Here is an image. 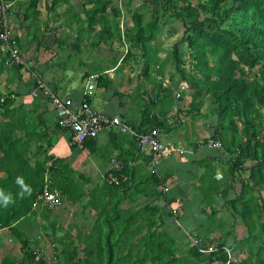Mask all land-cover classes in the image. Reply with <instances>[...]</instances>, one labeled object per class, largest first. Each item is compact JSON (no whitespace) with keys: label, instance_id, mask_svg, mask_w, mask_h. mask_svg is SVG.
I'll return each mask as SVG.
<instances>
[{"label":"trees","instance_id":"obj_1","mask_svg":"<svg viewBox=\"0 0 264 264\" xmlns=\"http://www.w3.org/2000/svg\"><path fill=\"white\" fill-rule=\"evenodd\" d=\"M11 1L14 0H8L9 3ZM59 1L52 0V5L58 4ZM88 1L92 7L83 11L81 15L75 14L73 8L69 6L70 21L67 26L74 31L76 28L74 25L80 28L81 21L88 18L87 32H93L94 24L100 25L97 38L100 44L106 42L105 45H110L113 39L123 44L121 37L124 36L123 40L126 39L127 44H131L139 51V54L134 56L135 60H146L143 63V76L148 77V72L156 64L157 49L150 48V44L156 39V34L160 30V20H167L166 22L172 20L174 27L181 32L182 38L173 47L172 56L180 78L188 84L190 90H193L194 95L188 109L199 111L202 103L197 102L196 99L202 94H210L212 102L210 101L211 107L206 117L210 118L214 130L212 140H219L224 152L231 157L229 179L226 183L212 180L210 172L214 170L211 169L209 172V165L205 167L208 174H205L204 183L207 184V188H210L211 183V187L214 186V190L220 192L226 213L235 222H241L246 236L241 241L236 240L231 248L225 239L209 240V234L203 231V234H198L194 238L195 246L187 249L183 257L177 258L175 252L179 250V246L176 234L179 228L169 232L163 220L169 210L160 211L150 205L137 209H122L121 205L126 199L123 195L127 183L116 187L105 181L102 186L91 189L87 194L80 190L73 175L65 178L62 184L55 185L54 170L59 169L60 164L56 160L53 164L55 169L51 170L53 187L65 196L66 201L72 204L80 202L83 209H89L94 220L91 231L95 239L90 236L82 241L80 235H77V243L64 242L63 239L58 242L55 239L54 244L59 243L62 248L60 253L64 256V264H223L227 260L223 250L230 251L237 260L243 252L247 254L245 258L240 259V262L234 264H264V195L262 196V193L264 194V114L260 112H264V0H146L145 5L150 10V18L145 24L142 16L132 13L129 8H126L125 14L121 13L120 9L112 4V0ZM31 3L32 8L35 9L36 0ZM108 8L111 18L105 16ZM27 11L29 12L28 9ZM130 16L132 26L126 31V35L124 33L121 36L119 20ZM80 42L77 39L71 51L75 49L79 52ZM180 43H186L196 59H203L206 50L214 58V69L209 68L204 62L201 65L205 68L201 71L204 81L184 78V71L179 62ZM94 44L96 43L93 42L92 45ZM68 54V58L73 57L72 52ZM130 58H133L132 52L126 53L122 60L113 64L116 65L115 69L118 65L123 66L129 62ZM79 65L84 68L86 66L81 63ZM93 67L91 66L95 74L104 73L105 69L100 72L98 64ZM91 68L89 69L88 66L89 74L86 72L83 78L88 79L92 76L97 88L108 90L111 85L107 78L101 76L96 78ZM14 69L21 70L20 67ZM50 92L59 99L55 88ZM163 94H165L163 100L171 101L172 105L168 90H164ZM47 99L50 102L49 97ZM13 101L10 98L0 100V109L6 110L12 106ZM162 109L166 111L167 107ZM10 114L15 117V111ZM213 117H216L215 124ZM156 123L154 125L158 129L168 127L165 120L158 122L157 118ZM56 126L62 129L57 121ZM32 129L28 128L30 134L33 133ZM134 135L142 134L134 133ZM7 136L5 131H0V152L6 157L10 154L18 155L17 144H25L23 142L25 139L9 143L11 137ZM97 137L87 139L81 147L84 148L88 141ZM40 138L51 146L48 134L43 132ZM69 140L72 144L70 133ZM6 146L8 151H4ZM72 146L76 145L72 144ZM237 151L239 155H236ZM247 162L253 163L248 169L245 168ZM0 166L6 171V177L0 181V194L5 192L11 198V203L7 206L0 201V231L13 232L20 242L22 253L20 264H48L41 257L36 261L37 253L28 245L27 239L23 240L22 235L14 233L18 229L16 223L32 212L33 204L42 189L45 167L39 164L34 169L27 166L24 169L20 161L9 163L3 158H0ZM18 175L22 177L25 175L26 181L23 180L25 181L23 186L17 183ZM237 181L241 184L240 193L234 199L226 200L234 191V184ZM7 183L11 184L12 191L4 189ZM26 188L29 191H25ZM165 204L167 208L170 206L167 200ZM204 214L208 217V229L220 232L222 238H227L235 232L236 227L228 226L218 217V211L213 207L208 214ZM78 244L83 247L79 249ZM213 244L217 245V252L212 254L200 252ZM54 251V258L60 262L56 247ZM78 251L82 252L84 257L80 258ZM248 256H254L256 259L251 260ZM190 259H193L192 263H189ZM1 264H11V262L5 257Z\"/></svg>","mask_w":264,"mask_h":264},{"label":"crops","instance_id":"obj_2","mask_svg":"<svg viewBox=\"0 0 264 264\" xmlns=\"http://www.w3.org/2000/svg\"><path fill=\"white\" fill-rule=\"evenodd\" d=\"M31 1L34 0H14L10 2L11 6L14 8L16 4H18V7L23 11L20 23L25 31L24 33H20L14 26L13 32L15 38H13V44H15L14 48L21 55L24 63L28 64L30 60L34 61V63H36V60H39V58L35 59L27 56L28 50L32 47L31 43L36 45L33 50L34 52L43 49L40 45L44 33L47 31L56 33V29L58 28L56 25L51 30L48 27L49 18L47 17L46 21L43 22V33L35 30L32 34H29L28 24L25 26L23 23L29 21L32 26L37 29L36 21L40 19L39 17L41 15L38 9L41 3L40 0H36L35 9L32 8ZM45 1L46 0H44V7L47 14L52 11L50 9H52L53 6L55 7L60 3L59 1L58 4L52 5V0H49L46 4ZM62 2H65V0H62ZM13 7L12 9H14ZM15 18L16 17H14V20ZM33 23L35 24L33 25ZM59 26L61 28L65 27L62 24H59ZM17 35L21 36L18 37ZM72 37L73 36H70L67 40V36L63 33L60 39H57L55 36L53 40L56 46L59 45V48L62 50L65 49L64 51H69L74 45V42H71ZM62 45L66 47L63 48ZM1 55L4 57L1 53L0 100L10 98L14 101L12 106L8 107L6 110L0 109V131H5L9 136H7L8 138L11 137L14 139L11 140L10 138L9 143L25 139L23 141L25 144H17L19 148L18 155L10 154L6 157L0 152V158L6 159V162L9 163L20 161L24 169H26V166L30 169H34L35 166L43 164L45 170L46 165L51 163L52 166L49 170L51 181V170L55 169L53 164L57 160L60 164L59 169L56 168L54 170L56 173V177L53 179L55 185L62 184L65 178L73 175L78 187L85 194L95 187L102 186L105 181H107L109 185L116 187L120 186L122 183H127L123 195L126 199H124L121 208L137 209L138 207L143 208L150 205L157 207L160 211H165L167 209L169 210L168 215L165 214L163 220L165 227L167 230H170V232L176 231L175 226L181 223L186 231H196L197 229L204 231L205 234L208 233L209 240L216 241L218 239H225L231 248L234 246L233 244L236 240L241 241L246 236V231L243 229L241 222H235L229 218V215L226 213V209L223 205L224 202L219 195L220 192L215 191V187H211V183L210 188H207V184L204 183L205 174H208L205 167L208 165L209 172L211 169L214 170L210 172L212 174V180L218 183H224L225 181L226 183L229 179L228 174L231 157L228 153L224 152L223 149L219 151L213 149L214 152H212L210 148L206 147L207 140L212 139L214 133L210 118L208 121H202L195 117L193 122L185 121L184 118L188 113L199 116L203 112L205 106L202 103V107H199V111H189L186 109L194 95L192 94V89V91L190 90L191 94H189L185 105L182 104V102L185 101V99L182 101L184 94H182L180 90H177L179 88L176 90H173V88H165L160 83H153V85H151V81L146 82L148 85L144 84V82L141 83V85H143V92L141 94H135L139 87L137 82L131 90L127 89L123 91V88H121L122 90L119 91L118 89L120 86H118L117 83L120 82L119 78L122 77L118 76V74L121 73L124 76L123 78L126 79V84L129 82V79L133 77L130 71L127 70V68H130L129 62L125 63L124 66H127L125 70L116 74L118 77L116 83V79H114L115 75L112 73L109 76L107 73H98L99 76L106 77L110 82L111 87H109L108 90L115 88L116 90L114 94L108 95V90L97 88L96 82L92 81L90 82L92 90L96 88L102 89V91L100 92L101 94L90 93L89 103L92 106L93 96L98 95L104 98L106 104L104 108L102 107L99 111L114 118H118L121 125L119 127L104 130L96 139L88 141L84 148L77 147L72 146L69 140V132L59 129L56 126L53 107L51 103L47 101L48 99L45 94H43L44 91H38L36 97L31 95L32 91L37 89L38 83H41L49 91L55 88L58 94H62L61 97L58 96L61 101L71 108H76L82 101L87 82H89L88 79L93 77L91 76L88 79L82 78L81 90L78 91L73 88L71 85L72 82L66 84H62L61 81L59 82L60 70L67 71L64 69V64L63 66L61 65V60L59 61V67H57L53 64L43 65L41 61H49V59L41 58L38 64L45 66L43 70H35L32 66L27 65L29 69H27V71L24 69L15 70L14 67L6 66V59L2 58ZM133 62L143 67L144 61L142 59ZM103 65L105 64H101V66ZM119 67L121 66L118 65V68ZM69 71L72 72L71 70ZM149 72L148 75H150ZM82 76H84V74H82ZM94 76H96V78L99 77L97 75ZM140 76L144 81L147 78L143 76V72L140 73ZM167 89H170L168 92L172 100V105L171 101L163 100L165 96V94H163L164 90ZM198 89L200 90V87ZM177 93H180V98L178 99L175 97ZM204 98H211L210 94H202V96L198 97L196 100L198 102ZM162 107H167V110L164 111ZM185 110H187V112H185ZM12 111H15V117H13V114H10ZM161 111L164 112L161 114ZM157 118L158 122L165 120L168 127L166 129H158L154 125L157 124ZM212 120L215 124L216 117H213ZM209 123L210 127H208ZM123 127L126 128V132L122 131ZM28 128H30V130L33 128V133L30 134ZM155 128L160 132L161 141L165 142L173 149L183 150L185 153L182 155L179 153L164 155L156 159L154 164H152V154L148 151H140L137 143V135H134V133L147 134ZM43 132L49 135L51 146L47 141L40 138V134ZM29 135H32V137ZM199 140H202V142H199ZM4 151H8L7 146L4 147ZM184 158L186 159L185 163H183L182 160ZM113 159H117L116 161L121 167L118 175L128 178L127 181L121 182L118 185L108 182V173L111 167V160ZM252 165V162H247L245 168L248 169ZM0 168L1 181L6 177V171L2 170L1 166ZM16 177L25 180V175L23 177L19 175ZM25 181L23 182L24 184ZM10 186L11 184L8 185L7 183L4 189L6 188L8 191H12ZM164 189H166L167 192H164ZM240 191L241 184L237 181L234 184V191L226 200L234 199ZM2 193L5 195L7 194L5 192ZM166 200L170 203L168 208L165 204ZM211 207L218 211V217L223 219L228 226L236 227L235 232H233L231 236L222 238L220 232L208 229V217H206L204 213L208 214ZM173 212H175V215ZM84 215L87 217L89 216L87 221H93L92 225H94V220L89 209H83L80 202L72 204L66 201L65 196L61 194V203L55 208L49 209L43 205H39L37 208L32 207V212L16 223L18 229L14 231V233L22 235L23 240L27 239L33 247L36 246L37 241H39L40 245L44 244V246H47L48 244H52L55 247V239H64L67 242L73 241L77 243V235H80V239L85 241L86 238L92 236L88 229L78 230L77 228L68 226L66 230L67 226L63 227V224L67 225L68 222V225H72L71 223L74 222L78 225L77 221L85 223L80 218ZM85 225H87V223ZM180 234L181 233L177 234L178 246H183L184 243L187 245L190 239ZM196 236L194 238H196ZM11 249L12 251H18V253L21 252L20 242L16 236H14L13 232L8 230L0 231V264L5 257L11 259V264L21 263L22 260L20 261L19 256L9 254V252L11 253ZM37 255L46 260L45 250L43 248L39 253L37 252ZM53 257H55V253ZM242 257L241 255L237 258L241 259ZM233 258L237 261L235 257Z\"/></svg>","mask_w":264,"mask_h":264},{"label":"rangeland","instance_id":"obj_3","mask_svg":"<svg viewBox=\"0 0 264 264\" xmlns=\"http://www.w3.org/2000/svg\"><path fill=\"white\" fill-rule=\"evenodd\" d=\"M49 0L45 1L48 2ZM40 4L38 6V9L40 10V19H37V26L35 29L34 26H32V24L28 21L23 23L25 26L26 24H28V29H29V34H32L33 31L37 30V31H41L43 33L44 30V21H46L47 17L48 19V27L52 30V28L54 26H58V28L56 29V33L47 31L44 33L43 36V40L41 41V48L43 49H39L36 50V52H34V48L36 47L35 44L31 43V48L33 49H29L27 56L30 58H35L39 60L41 58L44 59H49V61H41V63H43V65L45 64H53L56 65L57 67H59V64L61 62V65L63 66L64 64V69L67 71H62L59 73V82L61 81L62 84H66L69 82H72V86L73 88H75L76 90L80 91L81 90V80L83 78L82 74H89V69L94 68V65L99 66V70L100 72L103 71V69H105L104 73H107L108 76L112 73L114 76L115 83L117 82V73L121 72L123 70L126 69L127 66H124L125 64H123V66L117 68L116 70L113 65L114 63H117V61L122 60L123 56L128 53V52H132L133 54V58L129 59V63H130V68H127L128 71H130V74L133 75L132 78L129 79V82L126 84V79L123 78L124 76L119 73L118 76L122 77L119 78V81L117 83L119 87V91L122 90L121 88H123V91H126L127 89L131 90L133 88V86L135 85V83L137 82L139 84L138 89L136 90L135 94H141L143 92V85H141L142 82H144V84H146V82L151 81V85H153V83H160L161 85H163V87L165 88H173V90H180L182 92L183 95V100L185 99L184 102H182V104H185L187 101V98L189 96V94H191V91L187 85V83H184V81L180 78V75L178 74V72L176 71V64H175V60L172 56V50L173 47L175 46V44L177 42L180 41V39L182 38V34L181 32H178L177 29L174 27V25L171 23L172 20L166 22L167 20H160L159 24H160V30L157 32L156 34V39L154 41L151 42L150 44V48L152 49H157L156 52V64L154 65V67L150 70V75L144 80H142L143 78L140 76V73H142L141 71H143V67L138 66V64L136 65V63H134L133 61H135L134 56L139 54V51L134 49L132 47L131 44H127L126 39L123 40V35L125 33L126 35V31L132 26V17H127V18H121L119 20V30H120V35L123 36L121 37L123 44H121L119 41H117L116 39H113L110 45H105V43L100 44L101 42L98 40V35L100 33V25L98 24H94L93 25V32H87V28H88V23L89 20L88 18H86L84 21H81L80 24V28H78V25H74L76 26L75 30L72 31L71 29H69V27L67 26L69 23V18H70V12L68 11L69 6H71L74 10V13H77L79 15H81L83 13V11H86L88 9H91L92 4H90V2L88 0H67V2H62V0H60V3L57 6H53L51 12H48V14L46 13L45 7H44V0H40ZM147 1L146 0H112V4L119 8L121 13H126V8H129V10L132 13H137L140 16H142V21L143 23H147L149 21L150 18V10L147 8V6L145 5ZM13 6H11L10 3V9H9V15H7V18L9 20L10 23V28H11V32H12V37H14V26L15 28L18 30V32L20 33H24L25 29H23L22 24L20 23L21 20V16L23 15V11L21 10V8L18 7V4H16L15 8L12 9ZM49 10V11H50ZM16 12V13H15ZM14 13V14H13ZM106 18H111V14L109 13V8L105 13ZM13 17V19H12ZM14 17L15 20H14ZM166 22V23H165ZM174 23V22H173ZM35 23H33L34 25ZM59 24L64 25L65 27H60ZM65 34V36H67V40L69 39L70 36L72 37V41L71 42H75L77 41V39L80 42L79 46H80V50L79 52L76 51L75 49L73 51L69 50V51H64L61 48H59V45L56 46L55 42H54V37L56 36L57 39H60L61 34ZM19 34V33H18ZM16 36V34H15ZM18 37L21 35H17ZM77 36L79 38H77ZM97 38V39H96ZM93 42H95L96 44L92 45ZM14 45V44H13ZM69 45V44H68ZM67 45V47H68ZM63 48H65L66 46L62 45ZM178 48L181 52L180 56H179V62H181V69L184 71V78L187 80L190 79H198L200 81H204V78L202 77V70H205L204 67H201V65H203L204 63H207L209 68H213L215 67V61L214 58L211 56L210 52L208 50H206L205 52V56L203 59L200 58H194L193 54L191 53V51L187 48V44L186 43H180L178 45ZM52 49V50H51ZM31 50V51H30ZM4 51V47L1 46L0 47V54L1 52ZM73 54L72 58H68L69 54L71 53ZM2 56V55H1ZM21 56V55H20ZM2 58H4L2 56ZM39 60H36L34 63V61L30 60L29 64L28 63H23L25 64V66L29 65L32 66L35 70H43L45 68V66H42L39 63ZM61 60V61H60ZM60 61V62H59ZM146 60L144 59V62ZM84 64L86 65L85 68L82 65L79 64ZM109 63V64H108ZM33 64V65H32ZM101 64H105V66H101ZM141 64V63H140ZM139 64V65H140ZM89 66V69H88ZM42 67V68H39ZM56 67V68H57ZM61 67V66H60ZM91 68V70H92ZM196 68V69H195ZM130 69V70H129ZM69 70H71L72 72H70ZM90 70V71H91ZM69 71V72H68ZM115 71V72H114ZM44 72V71H43ZM93 73V75H97L99 76V74H95L96 72H94L93 70L91 71ZM71 74V75H70ZM101 74V73H100ZM86 76V75H85ZM158 76V78H157ZM104 78V77H102ZM15 79V78H14ZM54 81V80H52ZM94 81L91 80V82ZM203 84V82H200ZM185 84V85H184ZM127 85V86H126ZM148 85V84H146ZM52 89V88H51ZM116 88L112 89V90H108L107 94H114ZM170 90V89H167ZM102 91V89H96L94 88L92 90V87L89 89V92L91 94H101L100 92ZM132 94V93H131ZM148 94V93H147ZM150 94V93H149ZM57 96L61 97L62 94H58ZM111 97V96H110ZM92 107L94 109H96L97 111H99L100 109H102V107L104 108V105L106 104V101H104V98H101L100 96L96 95L92 97ZM112 100V99H111ZM210 101L211 98L209 99H201L200 103H203L205 106L203 108V112L198 116V115H193V114H187L185 116V121L186 122H193L195 120V117L198 119H201L202 121H208L209 117L208 113H209V109H210ZM186 105V104H185ZM185 108V107H184ZM187 110L190 111V109H188V107L186 108ZM187 110H185V112H187ZM262 114H264L263 111H260ZM195 113V112H194ZM264 124V123H263ZM210 127V123L208 124ZM241 126L239 125V130H240ZM238 130V132H239ZM199 142H202V140H199ZM212 152H214L213 149H211ZM183 163L186 162V159H182ZM264 195V194H263ZM80 211V209H79ZM81 216V215H80ZM85 223L82 222H78V225L74 222L71 223L72 225H68L69 222L67 223V225L63 224V227H66V230L68 229V226L72 227V228H77L78 230H86L88 229V231L90 232V234L92 233V227H93V221H87L89 219V216H83L80 217ZM87 223V225H85ZM180 225V226H179ZM175 228H179L177 234L181 233L180 235H183L184 237H188V239H190V241L187 243H184L183 246H179V250L175 252V257L180 258L183 257V255L187 252V249L192 248L193 246H195L194 242V236L198 235V234H203V231L201 230H188L186 231L184 229V226H182V224H178L175 226ZM170 232V230H168ZM182 231V232H181ZM176 234V235H177ZM192 236V237H190ZM93 239L94 238V234L92 235ZM64 240V239H63ZM193 240V242H192ZM57 241L59 242V239H57ZM64 242H67L64 240ZM70 242V241H69ZM68 242V243H69ZM28 245L37 253H39L42 248L45 250V256H46V261L48 264H64V256L61 255L60 250L62 249L59 243H55V247L58 251L59 254V260L58 259H54V249L55 247L52 244H48L47 246L44 244L40 245L39 241H37L36 246L33 247L31 245V243L28 242ZM21 246V244H20ZM83 246L78 244V248L81 249ZM19 248V246H18ZM17 250V248H16ZM37 250V251H36ZM21 251V250H20ZM9 254L14 255V256H19L20 257V261L22 260V253L18 251H12L11 249V253L9 252ZM9 255V256H10ZM78 255L79 257H84V255L82 254V252L78 251ZM38 256V255H37ZM36 256V257H37ZM242 258H245L247 256V254L245 252H243L242 254ZM251 258V260H255L256 258L254 256H248ZM11 261V259H9ZM250 260V259H249ZM193 259L189 260V263H192ZM240 262V258L236 261V263Z\"/></svg>","mask_w":264,"mask_h":264},{"label":"built area","instance_id":"obj_4","mask_svg":"<svg viewBox=\"0 0 264 264\" xmlns=\"http://www.w3.org/2000/svg\"><path fill=\"white\" fill-rule=\"evenodd\" d=\"M9 7L10 3L8 0H0V46L4 47L2 54L6 59V66L25 67V64H23L24 62L20 58L18 52L11 46L13 37L10 23L7 18V15H9ZM24 69L27 70L26 67ZM91 80H88L89 82H87L82 101L76 108H71L60 99L55 98L54 95L41 83H38L37 89H34L31 95L36 97L38 91H44L43 94L49 97L58 126L71 134L72 144H75L77 147H81L83 142L87 139L97 137L103 130L119 127L121 125L118 118H111L104 112L97 111L91 107L89 103ZM179 94L180 93L175 94L176 99L180 98ZM125 130L126 128L123 127L122 131L124 132ZM159 134L160 132L158 129H153L148 134L137 136V143L140 151H148L152 154V164H154L156 159L164 155L175 154L176 152L180 154L183 153L181 150L173 149L171 146L162 142ZM207 147L218 151L222 149V144L217 140L209 139L207 140ZM51 166V163L46 165L42 189L33 204V208L43 205L51 209L59 206L61 203L60 192L52 187L53 184L49 177V170ZM120 170L121 167L119 163L114 159L111 160V167L108 173V182L110 184L118 185L121 182L127 181V177L118 175ZM166 191L167 190L165 189L164 192ZM173 214L175 215V212H173ZM217 250V246L213 245L208 247L206 250H201L200 252L202 254H212L213 252H217ZM223 251L227 255V260L223 264L236 263L230 251ZM39 258L40 256H37L36 261L39 260Z\"/></svg>","mask_w":264,"mask_h":264},{"label":"clouds","instance_id":"obj_5","mask_svg":"<svg viewBox=\"0 0 264 264\" xmlns=\"http://www.w3.org/2000/svg\"><path fill=\"white\" fill-rule=\"evenodd\" d=\"M1 45V44H0ZM11 46L14 48V45H13V40H12V43H11ZM1 47V46H0ZM15 49V48H14ZM16 50V49H15ZM17 51V50H16ZM18 52V51H17ZM2 53V52H1ZM19 54V53H18ZM19 56H20V54H19ZM5 58V57H4ZM20 58L22 59V57L20 56ZM22 61H23V59H22ZM24 62V61H23ZM14 68H16L15 66H13ZM27 69H28V67L27 66H25ZM25 67H20L21 69H24ZM24 70H26V69H24ZM29 70V69H28ZM27 70V71H28ZM92 107V106H91ZM93 108V107H92ZM94 109V108H93ZM96 110V109H95ZM107 115V114H106ZM109 116V115H108ZM109 117H111V118H114V117H112V116H109ZM120 121V120H119ZM111 129V128H110ZM155 129H157V128H155ZM153 130V129H152ZM148 134V133H147ZM145 135V134H144ZM160 135V134H159ZM160 140H161V137H160ZM209 140V139H208ZM212 140V139H211ZM217 141H219V140H217ZM163 142V141H162ZM220 142V141H219ZM165 143V142H164ZM221 143V142H220ZM166 144V143H165ZM168 145V144H167ZM206 147H207V142H206ZM209 148V147H208ZM210 149H212V148H210ZM222 149H223V146H222ZM221 149V150H222ZM183 153L182 154H184L185 153V151H183V150H181ZM217 151V150H216ZM219 151V150H218ZM176 153H178V152H176ZM180 154V153H179ZM181 154V155H182ZM236 155H239V152L237 151L236 152ZM126 177V176H125ZM127 180H128V178H127ZM17 183L18 184H20L21 186H23V180L22 179H17ZM52 187H53V185H52ZM54 188V187H53ZM56 189V188H55ZM57 190V189H56ZM165 190V189H164ZM163 190V191H164ZM25 191H29V189H25ZM167 192V191H166ZM61 195V194H60ZM0 201H2V203H3V205L4 206H7L9 203H11V198L9 197V196H7V195H3V194H0ZM213 245H216V244H213ZM213 245H211V246H213ZM217 246V245H216ZM210 247V246H209ZM233 257V256H232ZM235 260V259H234Z\"/></svg>","mask_w":264,"mask_h":264}]
</instances>
